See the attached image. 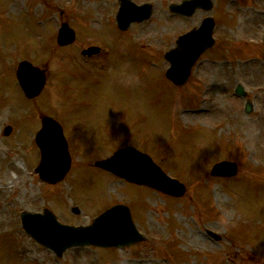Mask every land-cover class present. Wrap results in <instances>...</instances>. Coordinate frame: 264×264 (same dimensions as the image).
<instances>
[{"label":"rangeland","instance_id":"1","mask_svg":"<svg viewBox=\"0 0 264 264\" xmlns=\"http://www.w3.org/2000/svg\"><path fill=\"white\" fill-rule=\"evenodd\" d=\"M135 1H151L153 16L124 32L119 0H0V20L9 22L0 21V264H264V0H238L227 11L218 0L192 17L170 16L169 3L181 0ZM248 3L260 12H247ZM28 10L35 14L19 16ZM211 12L220 14L215 43L177 87L166 78L164 51ZM62 21L78 32L68 46L56 41ZM91 37L111 53L87 62L80 50ZM23 58L50 74L36 99L18 84ZM238 82L255 99L252 113L235 93ZM84 86L98 100L90 114ZM45 114L61 118L80 158L58 184L41 181L35 169ZM127 144L153 152L185 183L183 196L94 166ZM221 159L238 162L236 176L211 173ZM117 202L130 205L146 237L132 247L82 246L58 257L22 227L23 211L48 207L62 222L86 224Z\"/></svg>","mask_w":264,"mask_h":264},{"label":"water","instance_id":"2","mask_svg":"<svg viewBox=\"0 0 264 264\" xmlns=\"http://www.w3.org/2000/svg\"><path fill=\"white\" fill-rule=\"evenodd\" d=\"M202 1L208 0H185L182 6L175 5L173 8L190 13ZM128 2V0H122L118 14L119 25L122 28H127L131 20H142L148 17L151 12L149 4L146 7H138ZM213 28L214 21L206 19L199 29L180 36L176 41L177 46L166 53V57L172 62L167 76L174 82L179 85L184 84L191 73L192 65L205 50L214 44ZM74 37V32L68 29L65 23L59 34V42L64 44L73 41ZM91 51L89 49L85 52ZM18 77L29 96L39 94L46 82L45 71L29 61L20 63ZM237 92L241 95L246 94L242 85L238 86ZM36 141L42 153V161L37 167L41 178L51 183L61 180L66 175L71 162L68 143L61 125L54 118L43 116V125L37 133ZM146 157L152 164L145 161ZM97 164L131 181L145 183L173 195H182L185 192V186L182 183L169 178L152 162L149 155L134 148L118 150L114 155L98 161ZM212 173L234 175L237 173V164L222 161L214 166ZM45 212V214L23 212L24 228L59 253L74 244H131L141 238L133 225L130 211L122 205L113 207L88 227L62 224L56 220L50 210L46 209Z\"/></svg>","mask_w":264,"mask_h":264}]
</instances>
